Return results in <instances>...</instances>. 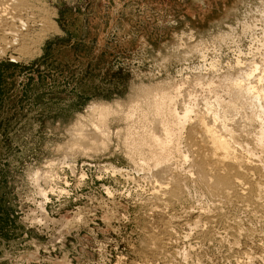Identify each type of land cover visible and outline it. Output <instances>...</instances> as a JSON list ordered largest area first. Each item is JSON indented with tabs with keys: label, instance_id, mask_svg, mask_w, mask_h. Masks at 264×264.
<instances>
[{
	"label": "rangeland",
	"instance_id": "rangeland-1",
	"mask_svg": "<svg viewBox=\"0 0 264 264\" xmlns=\"http://www.w3.org/2000/svg\"><path fill=\"white\" fill-rule=\"evenodd\" d=\"M34 1L54 22L50 34L45 33L38 48L35 44L28 47L25 57L14 50L0 54V264H113L120 257L126 258L127 264L141 260V247L147 242L145 228L152 221L149 216L155 202L151 189L156 183L167 182V177L163 176L165 165L150 158V143L139 146L144 150H140L142 156H136V146L131 144L133 132L132 138L128 133L125 137V132L134 126L130 130L139 133L135 137L147 129L153 128L151 133H155V127L160 131L152 115L147 114V101H140L147 100L148 90L152 95L159 86L167 89L178 85V113H182V106L193 107L191 123L185 125L179 145L180 155L187 154V158L175 161V156L172 160L183 163L176 164L182 174L179 181L183 198L167 209L168 214L189 209L196 212L199 208L213 211L220 204L208 195L202 182L199 184L192 167L190 134L192 120L198 115L209 112L212 115L207 117H215V121L221 117L216 126L221 123L219 127H227L236 142H232L234 147L242 154L247 149L246 156L264 173V139L263 144L257 143L264 138V112L258 117L264 103H258L251 94L246 96L232 84L234 80L242 81L241 75L250 62L255 61L264 71V0ZM256 60H263V64ZM215 78L221 80L220 84ZM229 83L233 88L227 87ZM208 84L213 86L208 88ZM132 103L148 117L141 116L140 107L141 111L130 107ZM96 104L111 105L117 114L132 108L135 119L129 126L119 120L122 114H114L101 124L90 111ZM142 119L144 123L151 122V128L147 122L145 126L149 128H145ZM95 125L108 132L106 140L93 133ZM180 168L193 178H184ZM220 205V212L234 219L241 233L249 228L256 235L264 234V224L256 217L233 205ZM78 215L81 221L75 223ZM190 219L192 222L195 216ZM201 229L176 244V251L185 253L179 255L186 264L237 261L232 239L210 237L206 225ZM244 236L236 239L238 251ZM250 264L264 261L253 260Z\"/></svg>",
	"mask_w": 264,
	"mask_h": 264
},
{
	"label": "bare ground",
	"instance_id": "bare-ground-1",
	"mask_svg": "<svg viewBox=\"0 0 264 264\" xmlns=\"http://www.w3.org/2000/svg\"><path fill=\"white\" fill-rule=\"evenodd\" d=\"M42 8L43 7L41 5H39V3L35 4L34 0H0V54H4L8 50H14L15 53H20V56L24 55L23 57H25L26 55H28V52H27L28 47L33 46V44H35L36 48H38V46L41 44V42L43 40V37L45 36V33L46 32L48 33V31H51V29L54 27L53 26L54 22L51 23V21H50L51 19L48 17L49 13H48V16H45L47 14V12L44 14L43 12H45V10ZM50 15H52V14H50ZM23 27H24V29H23ZM39 28L41 30H39ZM34 34L36 36H34ZM48 34H50V33H48ZM220 38H221V36H220ZM263 56H264V54H263ZM258 60H256V61L259 62ZM262 61H261V63L259 62V64L262 65L264 63V62L262 63ZM246 66H247V64H246ZM240 69H242V68H240ZM245 69H246V67H245ZM260 69H261V66L258 65V63H256L255 61L250 62V63H248L247 70L243 69L245 72L243 71L244 73L241 75L242 81L239 80V82H238V80L236 81L232 77L231 79L234 80L235 82H232L230 80V78H229V80H230L229 82H232V84L234 83V86H235L234 88L242 91L246 96L251 94L250 96L253 95L254 99H256L257 102L260 101V103H264V71L261 69L262 71L259 72ZM238 72H239V69H238ZM257 72H258V74H257ZM238 74L240 75V73H238ZM222 77H224V76H222ZM222 77L220 76V79ZM252 77H253V81L250 80V78H252ZM239 79H241L240 76H239ZM216 81H218V80L216 79ZM220 81H218L219 84H220ZM223 81H225L224 78H223ZM211 83L214 84V82H211ZM199 84H201V82ZM196 85H198V83ZM161 86H163V85H161ZM212 86L209 85L208 88H211ZM225 86L223 85V87H225ZM159 87L155 88L153 90L152 95H150V92H152V90L151 91L148 90L147 93H145V94H147V96H145V98H147V100L146 99L140 100L141 98L139 100L143 101V102L147 101V108H146V110L148 111L147 114H151L152 117H150V116L149 117L152 118L153 121L157 122L156 124H157L159 130L161 131V132L159 131L160 134H155L157 132L155 130V128H157V127H155L154 128L155 133H151V130L153 129L152 128V129H150V131L148 129H147L148 131L147 130H145L144 132L142 131L143 134L136 135L137 137H135V134H137L138 132L136 131V133H134L135 129L132 131L130 130L131 128H134L135 126L130 128L129 122L133 123L135 118L132 116L133 115L132 112H134L135 108L137 110V107L139 108L140 106H137L136 103L133 104L134 102L132 103L133 104L132 106H130L131 103H130V105H128V106L134 108V110L132 108H129L131 110L127 113L124 112V113L117 114L118 111L115 108H112L111 105H107V104H102V105L96 104V105L91 106L92 108L90 109L92 114L94 113V115L97 116V120L100 123L101 122L104 123L103 121L107 120V118L112 116V115L114 116V114H117V115L122 114L119 117V120L121 122L123 121L124 123L128 122L127 124H129V126H128L129 128L127 127L128 130L126 131V129H125V131H126L125 132L126 135L124 133L125 137L127 136V133L131 137L132 136L131 132H133L134 141H132V143L131 142L130 143L133 146H136V151H137V152L133 151V153H136L135 155L139 156L141 154L140 150L142 149V148L139 149V146H143V145L147 146V144L150 143L148 145L149 148H147L145 146L150 151V152L149 151L148 152L151 153V155H152V157H150V158H153L157 164L162 163L165 165L163 176L167 177L166 178L167 182H164L165 180L163 179L164 180L163 182L156 183L154 188L151 189V195L153 196L155 202H154L153 207L150 211L151 215L149 216L152 218V221H150V224H148L149 226L146 225L147 229L145 228V230L147 231L146 232L147 236L145 237L147 239V242L145 241L146 242L145 243L144 241L141 240L143 243L146 244V245L144 244V246L142 245L143 247H141V256H140L141 260L139 262L131 261V262H128L127 264H186L187 261L186 260L184 261L179 255L182 251H180V253L178 251H176V244L177 243L179 244V242L180 241L182 242V240L188 239L191 232L195 231L198 228H200L199 232L203 231L202 229L204 227L201 229V226H205V225H206V227H208V234L210 237L218 238V239H224V241H225V239H228V238L233 240V242L230 244H231L232 249L236 250V253L238 255V259L236 258L237 261L234 262V264H250V262L253 260H263L264 261V234L263 235H256L255 232L249 228L247 230L248 232H245L246 234L241 233L243 231H240L241 227H239L237 225L236 221H234V219H229L228 217H226L224 215L225 213L223 214L222 211L220 212V210L218 209L219 206L221 207V205H220L221 203L224 204L225 206L226 205L227 206L233 205L235 207H238V208L244 210L245 212H248L250 216L256 217L258 219L257 221L260 220V222H263V224H264V179H262V178H264V173H262L263 171L261 170V168H260L261 166L258 163H256L254 160H252L250 158V156L249 157L246 156L247 149L245 151L246 154L244 152V154H245L244 155V154H242L243 153L242 151H241L242 153H240L238 151V149L234 147V145H233L234 142L232 141L233 139H231V137H232V133H230L231 131L229 132V130L226 129L227 127L224 128L222 125H221V127H219L221 123L220 124L217 123V124H219V126H216V121L219 117H217V119L215 121V119H214L215 117H213V118H210L211 116L207 117L210 114L209 112H206L208 115L207 114L205 116L204 115H200V116L198 115V116L194 117V120H192L194 122V127H192V129H191L190 140L192 142V145L189 148H190L191 153L194 156L193 157L194 162L191 159L190 160L193 162L192 164H194L192 167H194V169L196 170V174L198 176L197 181L199 182V184H201V182H202V184L205 185V186L204 185L203 186L207 189V191L209 193L208 195H210L212 197V199H215V201H217L220 204L219 205L217 204L218 207L214 208L213 211H210V210L206 211L203 208L196 207V208H199V210L196 212L193 211V209L192 210L189 209V210L182 211L181 213H179L177 215H175L176 212L174 213V215H172L171 213L170 214L167 213V212H169V211H167V209H170V206L171 205L173 206V203L179 202L183 198V190L181 187L182 184L180 183L181 181H179L182 174H181V171L178 170L177 166L182 163L181 159H184V161L186 160L187 154H185V156L180 155L181 153H180L179 145H180L181 138H182L181 136H183L182 131H184L185 125L190 122V119H192V117H190V115H191V113H193V111H192L193 109H191L193 107L191 105L187 104L190 107H188V106L183 107L182 106V108H183L181 110L182 113L180 111L179 112L181 114L178 113L176 108H175V104H179L176 102V98L180 97V95H178L179 89H180L178 87V85L175 86L173 84V86H171V87L168 86L167 89H165L164 87H163L164 89L162 87L159 89ZM216 87H218V86H216ZM227 87L233 88V86L230 85V83H229V86H227ZM221 91H222V89H221ZM183 92H185V91H183ZM237 92L238 91H236V93ZM189 95H190V92H189ZM193 95H192V97H193ZM228 95L230 96V92ZM242 96H244V95L242 94L241 97ZM232 97H233V95H231V99L234 100L235 98H232ZM236 97H237V95H236ZM239 98H240V96H238V99ZM216 99H217V97H216ZM254 99H252V100H254ZM236 101H238V100H236ZM241 101H242V99H241ZM242 103H243V101H242ZM141 105L145 107L146 104L145 105L141 104ZM234 106H236V105H234ZM118 109H120V108L118 107ZM139 109H138V111H141L142 108L140 110ZM207 109L209 110L208 106H207ZM260 109H261V107H260ZM119 111L121 112L122 110H119ZM263 112L264 111H262L261 114H259L260 116H258V117H261ZM137 113H139V112H137ZM143 114H144V112L142 109V115L141 114H138V115L139 116L141 115L143 117L147 116V115H145V114L143 115ZM213 114H215V113H213ZM210 115H212V114H210ZM215 115H217V114H215ZM254 115H255V113H254ZM134 116H136V115H134ZM147 117H146V119H147ZM137 118H138V116H137ZM144 119H145V117H144ZM93 120H96V119H93ZM147 120H149V119H147ZM223 120H224V118H223ZM139 121H138V124H139ZM142 121H143V119L141 120V123H144ZM244 122H246V121H244ZM145 123H144V126L146 125ZM150 123H148V124L150 125ZM153 123H152V127L154 125ZM101 124H99V125H101ZM127 124H126V126H127ZM136 124H134V125H136ZM148 124H147V127L149 128ZM262 124H263L262 125L263 129L261 127V130L264 133V121L262 122ZM93 127L95 128V130L93 128L92 131H95V132H93V133H95V135L97 134L98 137L100 136L102 138V140H106V138H108L109 134L107 135L108 132L105 130V128L103 129V127L96 126V125ZM137 127H136V129H138ZM147 127L145 126V128H147ZM82 128H83V126H82ZM150 128H151V125H150ZM139 129L141 130L140 125H139ZM241 131H242V129H241ZM246 131H248V130H246ZM159 132H157V133H159ZM84 133H85V131H84ZM80 135H82V133ZM263 135L264 134H262L261 136H263ZM78 138L80 139L81 136ZM233 138H234V136H233ZM87 139H86V141H87ZM125 139H127V138H125ZM130 139L128 138L127 141H129ZM262 139H264V138L260 137L259 141L257 140L258 141L257 143L259 145L263 144V143H261ZM190 140H189V142H190ZM75 142H77V138H76ZM90 142H92V141H90ZM92 143H94V142H92ZM128 143H126L128 145V147L131 146ZM104 144H102V145L104 146ZM81 146H85V145H81ZM131 148H132V146L129 149H131ZM258 148H259V146H258ZM84 150H86V149H84ZM138 150H139V152H138ZM142 150H144V148ZM241 150H242V148H241ZM187 151H188V149H187ZM129 152L131 153V151H129ZM254 152H252V153H254ZM137 153H139V154H137ZM144 154H146V152ZM247 155H249V154H247ZM140 156H142V155H140ZM175 156L177 157V159H174L175 161L178 160V157L181 158L180 159L181 161L179 164L175 161L172 162V160ZM251 156H252V154H251ZM148 157L149 156H147L146 158L149 159ZM191 157H192V155H191ZM258 157H259V155H258ZM258 157L256 156V158H258ZM131 158H132V156H131ZM256 158H254V159H256ZM187 161H188V159H187ZM189 163H190V161H189ZM138 164H137V166H139ZM176 164H178V165H176ZM133 165H136V164H134V162H133ZM158 165H161V164H158ZM152 167H153V165H152ZM154 167H156V166H154ZM179 167H182V166H179ZM50 168H51V165H50ZM146 168H144V169H146ZM189 168H190V166H189ZM147 170H148V168H147ZM161 170H163V169H161ZM182 171L184 172V169ZM186 172L188 173L189 171L184 172V174H183L184 178H185V176L188 175V174L185 175ZM124 173H126V172H124ZM157 174H159V173H157ZM191 174H193V173H191ZM49 175H50V173H49ZM193 176H194V174H193ZM187 177L193 178L190 175ZM52 178H53V176H52ZM158 178H160V177H158ZM190 180L191 179H189V181ZM201 187H202V185H201ZM204 187H202V188H204ZM184 190L187 191L185 188H184ZM152 201H153V199H152ZM215 204H216V202H215ZM217 205H215V206H217ZM103 206H104V204H103ZM230 207H232V206H230ZM192 216H195V220L190 222L191 221L190 217H192ZM122 217H123V215H122ZM151 218H148V219L150 220ZM75 219L76 220L74 222L79 223L81 221V216L78 215L77 218H75ZM189 219H190V221H189ZM85 222H87V221H85ZM141 222H144V221H141ZM145 222H148V221H145ZM140 227H142V226H140ZM204 230H205V228H204ZM199 232H197L198 235L200 234ZM203 234H205V233H202L201 235H203ZM242 234L245 235L244 236V242L242 243V249H240L238 251L237 248L239 247V245L237 243L239 240H237V243H236V239L238 237H240ZM191 237L193 238V236H191ZM194 243H196V242H194ZM202 243L200 242V244H202ZM210 243L211 242H209L208 244H210ZM196 244H195V246H196ZM202 246H204V245L202 244ZM249 247H250V249H248ZM179 248H180V246H179ZM133 249H135V248L133 247ZM180 250H182V248ZM186 250H184V251H186ZM204 251H205V249H204ZM183 253L184 252H182V254ZM188 253L189 252H187L186 254H188ZM190 253L192 254V252H190ZM202 253H203V251H202ZM196 254H199V253H196ZM188 256H190V255L188 254ZM193 256H194V254H193ZM196 256H199V255H196ZM202 257H203V255H202ZM232 257H234V256H232ZM125 259H123V257L117 258L116 262L113 264H125L124 263ZM190 259H191V257H190ZM190 262H191V260H190ZM194 263H195V261H194Z\"/></svg>",
	"mask_w": 264,
	"mask_h": 264
}]
</instances>
